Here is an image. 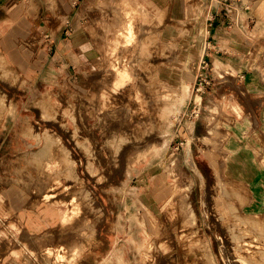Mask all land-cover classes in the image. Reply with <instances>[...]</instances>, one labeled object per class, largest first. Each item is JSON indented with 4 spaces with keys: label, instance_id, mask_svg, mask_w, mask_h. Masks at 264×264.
<instances>
[{
    "label": "rangeland",
    "instance_id": "1",
    "mask_svg": "<svg viewBox=\"0 0 264 264\" xmlns=\"http://www.w3.org/2000/svg\"><path fill=\"white\" fill-rule=\"evenodd\" d=\"M20 1L42 27L64 21V58L28 77L0 13V231L47 217L40 264H165L183 244L264 264V90L215 66L220 49L264 74V0ZM122 9L143 45L117 33Z\"/></svg>",
    "mask_w": 264,
    "mask_h": 264
},
{
    "label": "crops",
    "instance_id": "2",
    "mask_svg": "<svg viewBox=\"0 0 264 264\" xmlns=\"http://www.w3.org/2000/svg\"><path fill=\"white\" fill-rule=\"evenodd\" d=\"M45 5L46 3H44L42 0H37V2H34V7L38 10H41V12ZM27 7L28 6L23 8V3H21L20 0H0V13L8 15V23L13 24L14 27L12 28V31L7 33L4 37L3 50L10 58L13 59L15 65H17V67L21 69L23 73H25L30 78H35L37 77L41 68L49 63L50 58L57 57H55V50L59 54L58 58H64V55H62L64 48L60 50V47L63 45L61 33L65 29V25L64 21H60L54 26L46 22L44 27H42V23L37 17L29 15L28 10L26 9ZM253 13L252 18H254L253 15L256 14V11ZM223 26H220L219 28L224 29ZM25 41H29L30 45L28 46L26 44L24 46L23 43ZM217 46L221 48L220 44ZM232 46L236 47L235 42L232 43ZM220 52H222V56H218L217 58L219 59L215 60V63L218 61L222 64H225L226 66L231 67L232 70L238 74V77L248 79L251 82L250 84L253 83V86L256 87L257 90H264V74L262 72L258 70L259 73H255L254 70L247 64V61L242 60L239 56H236V54H229L227 52L225 54L223 50H217V53ZM225 55H229L228 57H230V59H225ZM36 58H42L40 64L39 62L37 64ZM260 102V100L257 101V104ZM262 104L264 105V103ZM260 124H264V116H261ZM262 129L263 144L261 145L264 146V125H260V128H258L257 131L260 132ZM257 145H259V143ZM244 161L248 166L250 165L249 159L244 158ZM248 170L250 172L252 169L249 168ZM257 187L259 186L255 184L254 190ZM257 198L260 197L257 196ZM24 219L26 223L25 232L20 233L13 228H8L6 232L0 231V264H40V260L32 257L30 251H36L37 253H40L41 250L52 249L50 245L47 244L46 246L45 243H43V247L36 243H31V240L33 239L32 237H44V235L48 233V218L43 214H35L31 216H25ZM17 233L23 238V241L20 243L19 240L18 242H15L16 239L14 234L17 235ZM25 241H27L29 244ZM24 242L28 244L27 248L25 247ZM190 247L191 245L189 244L179 245L174 249V254L169 257V260L165 264H207V259L204 258V255L199 254V256H195L193 259L190 254ZM119 249L120 252L123 251L126 255L129 248L126 245L125 248H122L121 246ZM133 262L134 261L130 259L127 264H133Z\"/></svg>",
    "mask_w": 264,
    "mask_h": 264
},
{
    "label": "bare ground",
    "instance_id": "3",
    "mask_svg": "<svg viewBox=\"0 0 264 264\" xmlns=\"http://www.w3.org/2000/svg\"><path fill=\"white\" fill-rule=\"evenodd\" d=\"M133 4L136 6V8L142 13V15H146L148 12L142 7V5L140 6L139 3H137L136 1L133 2ZM117 14V13H116ZM132 14H133V11L132 10H128V9H122L121 12H119V16L117 15L116 18L117 21H116V27H117V33H119L120 31L122 30H125L126 31V36L124 37V41H128L127 39L130 37L131 40L133 39H136V40H133V41H137L139 42L138 45H141L142 43V39H138L137 36H136V31L134 30L133 28V24H132ZM144 28V27H143ZM145 29V28H144ZM145 32V31H144ZM143 36V34H142ZM141 36V37H142ZM140 38V37H139ZM143 38V37H142ZM143 45V44H142ZM215 66L217 68V72H221V70L225 69L226 66H224L222 63L220 62H216L215 63ZM227 69V68H226ZM125 78H123L122 82L124 83L126 80V77L125 74H123ZM125 79V80H124ZM184 88H188V85H186ZM186 91V90H185ZM188 91V90H187ZM188 93V92H187ZM187 95V94H186ZM183 97H186V96H183ZM184 102V98H180L177 100L176 102V106H175V109H174V114L177 113V111L179 110V107L180 105H182ZM179 114V113H178ZM214 126V125H213ZM169 137V136H168ZM167 138V137H166ZM165 141V140H164ZM164 148V147H163Z\"/></svg>",
    "mask_w": 264,
    "mask_h": 264
}]
</instances>
